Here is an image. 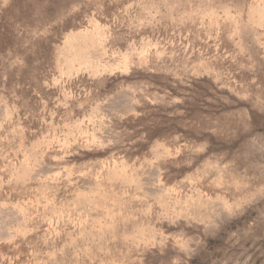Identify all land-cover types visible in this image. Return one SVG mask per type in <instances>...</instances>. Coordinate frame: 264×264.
<instances>
[{"label":"rangeland","instance_id":"obj_1","mask_svg":"<svg viewBox=\"0 0 264 264\" xmlns=\"http://www.w3.org/2000/svg\"><path fill=\"white\" fill-rule=\"evenodd\" d=\"M263 3L0 0V264H264Z\"/></svg>","mask_w":264,"mask_h":264},{"label":"bare ground","instance_id":"obj_2","mask_svg":"<svg viewBox=\"0 0 264 264\" xmlns=\"http://www.w3.org/2000/svg\"><path fill=\"white\" fill-rule=\"evenodd\" d=\"M264 4V3H263ZM262 5V4H261ZM255 11H254V10ZM252 10L254 11V19L258 22V23H264V5L263 6H259L255 9V7L253 8ZM84 36V35H83ZM87 48V45L86 43H79L76 48L73 50V48H71L70 51H72L71 54L75 55L77 57H80V58H84L85 56V53H86V49ZM98 48V47H97ZM90 50V49H89ZM92 50V49H91ZM86 58V57H85ZM82 61V60H81ZM85 62V61H84Z\"/></svg>","mask_w":264,"mask_h":264}]
</instances>
